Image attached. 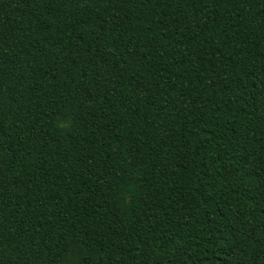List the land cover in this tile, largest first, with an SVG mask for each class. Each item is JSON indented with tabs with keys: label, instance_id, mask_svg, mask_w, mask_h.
Instances as JSON below:
<instances>
[{
	"label": "trees",
	"instance_id": "trees-1",
	"mask_svg": "<svg viewBox=\"0 0 264 264\" xmlns=\"http://www.w3.org/2000/svg\"><path fill=\"white\" fill-rule=\"evenodd\" d=\"M0 264H264V0H0Z\"/></svg>",
	"mask_w": 264,
	"mask_h": 264
}]
</instances>
